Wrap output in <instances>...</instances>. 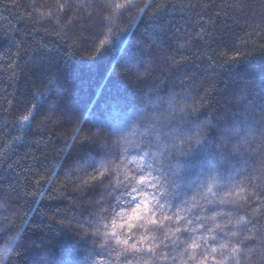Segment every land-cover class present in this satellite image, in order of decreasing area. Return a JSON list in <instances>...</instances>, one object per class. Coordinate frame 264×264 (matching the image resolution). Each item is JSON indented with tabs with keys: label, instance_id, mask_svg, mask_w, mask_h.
Segmentation results:
<instances>
[{
	"label": "trees",
	"instance_id": "16d2710c",
	"mask_svg": "<svg viewBox=\"0 0 264 264\" xmlns=\"http://www.w3.org/2000/svg\"><path fill=\"white\" fill-rule=\"evenodd\" d=\"M104 3L0 0V150L7 149L0 158V216L15 218L10 230L22 233L17 264H109L114 257L93 244L94 229L84 225L105 215L102 209L119 221L111 216L112 208L126 212L143 199L153 207L165 203V215L178 212L182 218L167 221L157 212L163 227H149L158 251L167 252L163 245L173 240L180 244L171 253L175 261L153 264H199L201 253L213 264L211 247L231 245V231L256 237L241 264H264V151L226 159L215 147V127L209 128L207 143L171 157L184 168L181 196L169 197L171 205L152 186L173 191L165 182L167 161L157 164L144 155L143 145L128 147L124 154L125 161H133L128 168L144 176L143 186L132 183L139 192L114 188L110 177L90 179L97 174L90 165L98 164L101 141L110 143L116 130L140 131L130 126V117L146 96L180 94L195 99L200 120L256 125L264 115V0H134L111 29L104 20L111 9ZM61 4L66 5L63 12ZM109 31L115 35L98 52ZM45 92L30 125L18 127L14 121L35 103L34 94ZM77 126L81 131L73 140ZM201 193L213 203L207 205ZM199 205L209 211L200 212ZM212 211L223 214L217 222L233 221L231 231L222 233L212 221L197 219ZM241 216L250 221L246 227L235 224ZM177 227L181 232L166 240L163 233ZM141 231L135 230L137 239ZM209 235L217 239L204 248L202 237ZM193 239L201 244L196 260L184 252L192 251ZM221 251L231 255L217 248V260Z\"/></svg>",
	"mask_w": 264,
	"mask_h": 264
},
{
	"label": "snow or ice",
	"instance_id": "6c2138e0",
	"mask_svg": "<svg viewBox=\"0 0 264 264\" xmlns=\"http://www.w3.org/2000/svg\"><path fill=\"white\" fill-rule=\"evenodd\" d=\"M83 6V5H82ZM134 0H105L104 7L106 9H111L108 16L104 17V20L107 22L106 26L111 29L116 25L117 21L124 15V13L130 8L134 7ZM150 5L146 3L145 8ZM66 5L61 4L59 6V10L61 12L64 11ZM145 11L144 8L140 9V12L143 13ZM115 33L109 31L105 40L100 41V47L97 49L98 52L103 51L106 44L110 42L112 36ZM237 57H231V61H235ZM139 64V62H137ZM47 98V93H36L33 96V100L35 103L32 104L31 107L25 106L24 112L26 114H22L19 116L14 123L23 129L26 125H30L32 119H34L37 108L40 106L44 100ZM136 126V129H139V132H129L125 134V132L116 130L113 131L109 139H111L113 143V147L109 149L105 141H101L100 146L103 149V152L100 155V159L97 165H90L94 167L96 171L95 176H91V180H101V178L110 177L111 179L116 181V184L113 185L115 188L119 186L121 188H131L133 192H139V187H132V183L134 182L138 186H143L145 184V179L143 175L138 176L135 172L131 171L128 168V165L133 163V161L124 160V154L128 151V147L140 148L143 145V151L145 156H150L157 161V164L165 165L166 178L165 182L170 184L173 191L169 192V190L162 185H152L156 187L160 193V196L165 200V202L171 205V199H176L181 196V184L184 183L183 177V164L182 161L176 159L175 162L172 161L169 152L171 150L175 151H183L182 148H177L173 146V149H170L167 144V138L161 135L158 125L150 120H145L143 118L137 119L133 121ZM81 128L77 126L73 130L72 139L75 140L77 136L80 134ZM233 135L240 134V127L237 125L232 129ZM252 134V133H250ZM136 135L139 138L137 140L130 139V136ZM19 139V137H18ZM203 142H200L198 145L202 146ZM7 155V149L0 150V158ZM226 159H232L231 156H227ZM152 165H149L151 167ZM139 164H137V168H139ZM170 173V175H168ZM55 173L53 176L49 177L48 180L51 182L54 179ZM219 179V176L213 177V182ZM207 193H212L213 196L216 195L213 192L212 187H207ZM202 199L205 200L207 205H211L213 203L212 200L207 198V195L201 193ZM117 200L120 199L119 196L116 197ZM135 199V198H133ZM153 199H156L153 197ZM193 200L195 198L193 197ZM224 200H220V203H224ZM186 203V202H185ZM151 202L143 199L139 204L135 207H129L126 212H116L114 208L111 209V216L120 217L119 221L116 219H110L108 209H102L101 211L105 213L102 215L99 220L95 222H88L84 227L93 228L94 230L91 233L93 238V244H98L101 250L110 249L108 251V255L114 257L113 260L109 261V264H153L155 260H164V259H172L176 260L175 256H171V253L179 251L178 245L180 244L179 240H173L171 244H164L163 247L167 249V252L158 251L159 245L153 243L157 237L154 235V229L149 226L154 227H163V221L157 216V212L159 211L163 220L171 221L173 220V216L176 220L182 219L178 212L174 213L173 216L165 215L166 212V204L160 203L157 201L156 205L150 206ZM198 206V201L191 204V208H196ZM182 211H188V208L181 209ZM200 212L209 211L206 209L204 205H199ZM223 215L221 212L212 211L211 215H207L204 217L197 216L198 220H209L214 224L215 229L219 230L222 233H227L231 231L228 228L229 224H232V220H227L224 222H217L218 217ZM107 221V222H105ZM249 220H246L244 216L239 217L235 224L247 226ZM191 223V221H189ZM102 224L103 231H100V228H96L95 225ZM199 227H205L203 224ZM116 229H120V232H117ZM143 229L139 233V238L137 239L135 236V230ZM205 230L208 233L213 232L212 227H206ZM195 231V229H193ZM181 232L179 227L174 230L169 229L164 232V238L170 239L171 236H174L175 233ZM99 233V235L97 234ZM123 237V238H122ZM231 237H233V241L231 245L228 243L224 244H213L211 247L212 261L213 264H226L229 260H234V264H241L242 254L246 252H252V247L250 246V241L256 239L254 236H242L238 231H231ZM20 238V233H17V236L14 240L9 242L8 247L14 249L17 241ZM204 248H208L210 241H215L217 237L215 235H209L207 237H202ZM145 242H148L147 246H145ZM163 244V241H161ZM201 248V244L198 243L195 239L191 240L188 244V249H191V252H187V249L184 250L188 255V259L196 260L197 253L196 249ZM217 248L224 249L225 251H230L231 255H225L224 251L219 253L221 259L217 260L216 253ZM184 253H181L183 255ZM201 259L199 260V264H207V254L201 253ZM181 264H186V262L182 261Z\"/></svg>",
	"mask_w": 264,
	"mask_h": 264
},
{
	"label": "clouds",
	"instance_id": "9594fccd",
	"mask_svg": "<svg viewBox=\"0 0 264 264\" xmlns=\"http://www.w3.org/2000/svg\"><path fill=\"white\" fill-rule=\"evenodd\" d=\"M262 112H264V106H262ZM197 114L198 107L194 98L180 94L146 96L138 101L130 117V126L136 129L133 121L141 118L155 122L161 135L167 138L170 149H173V146L183 149V151L171 150L169 152L171 157L185 155L186 147L190 149L200 142L207 143L208 130L212 127L216 129L215 147L225 157L251 155L264 151V115L259 118L255 126H250L246 121L238 122L236 119L213 124L210 120L206 122L198 119ZM237 125L240 127V134L233 135L232 129ZM106 144L109 149L114 146L112 141ZM16 223L13 217L0 216V233H4L0 237V264H17L15 257L18 255L22 233L18 228L10 230ZM95 227L103 231L99 224ZM18 232L20 238L15 248H9V242L16 238ZM106 250L110 251V249Z\"/></svg>",
	"mask_w": 264,
	"mask_h": 264
}]
</instances>
